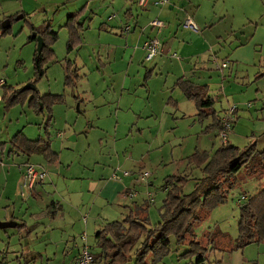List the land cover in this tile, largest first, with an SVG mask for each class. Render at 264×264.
Listing matches in <instances>:
<instances>
[{
	"label": "rangeland",
	"instance_id": "374dc122",
	"mask_svg": "<svg viewBox=\"0 0 264 264\" xmlns=\"http://www.w3.org/2000/svg\"><path fill=\"white\" fill-rule=\"evenodd\" d=\"M50 2L61 6L69 1ZM82 3V0H77L74 7L78 9ZM130 7L134 9L136 6L132 3ZM69 8L67 5L64 14L61 10L55 14V8L47 9V18L55 22L52 30L58 32V39L53 45L54 57L46 63V73L35 83L31 81L34 77L32 54L36 45L27 42L30 34L27 18L15 17L10 31L5 35L0 33V78L6 81L7 86L22 90L30 83L43 94H62L64 99L62 103L53 105L52 116L46 126V108L43 115L32 111L26 100L9 105V97L3 96V90H0V142L7 141L0 168L3 172L10 168L6 180L0 174V204H6L0 208L2 211L11 214L13 207L23 199L19 193L13 195V192L16 188L17 163L28 155L15 153L7 156L12 153L8 152L12 134L23 131L29 138L47 139L52 151L57 153L56 162L45 164L50 171L43 180L46 182L43 184L45 192L42 198L32 196L30 201H23L14 211L12 224L16 227L0 229V264H71L72 254L63 252L65 238L74 237L81 247L83 241L80 236L85 232L88 245L94 244V233L98 227L107 221L122 219L132 203L131 199L136 202L149 198L154 200L148 210V219L154 223L159 218L165 196V189L162 188L165 177L188 173L189 180L183 190L185 193L191 192L195 179L201 177L202 172L197 167L187 165L186 157L195 150L211 153L221 143L219 129L204 131L213 123L212 116L199 118L193 105L183 99L178 90L175 93L174 90L170 91L173 80L169 85L170 77H166L170 72L154 66L159 55L145 60L144 52L137 49L133 53L129 50V40L135 43L134 39H129V32L116 35L115 59L107 58L98 40V31L93 29V23L96 26L99 21L95 16L81 31L83 46L67 52L69 31L62 25L71 10ZM186 9L194 19L200 17L209 26L204 33L206 41L200 39L203 42V56L197 58V62L193 61L197 69L189 72L190 75H194L198 83L208 85L214 97L212 109L217 115L224 114L223 109L232 105L243 113L240 122L233 124L234 132L241 137L229 135L228 140L243 147L248 143V136H244L257 133L256 147L263 149L262 125L253 121L250 115L255 111L251 107L254 101L247 99L241 103L238 97L245 90L261 89L259 78L264 76V0H191ZM2 17L0 13V19ZM195 24L198 30L200 24L197 20ZM134 34H139L138 30ZM67 60L73 62L70 76H74L77 68L76 72L81 77L71 86L64 83ZM224 60L228 61V68H221ZM101 62L105 63L104 67ZM152 67L154 78L148 81L149 77L145 78V75ZM155 73L158 78L161 75L162 79H156ZM163 85L170 87L164 96V103L161 96ZM154 89H157L155 93ZM170 94L185 103L179 104V107L165 103ZM30 157L31 163H44L40 154L34 153ZM42 165L37 164L40 168ZM114 169L119 173L118 178H112ZM143 171L149 174L148 183L153 182L150 190L138 180ZM124 172L129 174L124 175ZM88 179L106 184L99 196L81 189L72 192V186ZM233 180L237 184L229 191L227 201L216 206L207 219L195 226L194 238L202 247L210 248L213 245L229 249L234 244L238 203L243 204L246 196L254 194L263 182L262 178L248 177L243 168ZM2 182L7 186L6 197L2 193ZM127 189L136 190L137 196L130 198L126 195ZM147 192L151 195L148 196ZM60 196L69 202L61 212L63 220L50 222L49 219L45 226L38 224L37 220L48 216L50 202L61 199ZM241 196L244 199L238 200ZM78 202L80 205H77ZM186 249L187 244L177 247L173 244L172 252L157 264H193L194 257L188 259L181 256ZM205 253L208 259L204 264L217 259L222 264H240L236 252L225 250L219 256L210 249ZM241 253L246 259L244 264H264V241L245 246Z\"/></svg>",
	"mask_w": 264,
	"mask_h": 264
},
{
	"label": "trees",
	"instance_id": "16d2710c",
	"mask_svg": "<svg viewBox=\"0 0 264 264\" xmlns=\"http://www.w3.org/2000/svg\"><path fill=\"white\" fill-rule=\"evenodd\" d=\"M81 11L70 13L64 23V26L69 28L66 43L68 52L81 41L82 26L79 20ZM32 31L43 39L41 51L37 52L35 49L32 57L34 77L31 82L35 83L46 73V63L54 57L53 45L58 39V32L52 30L49 20L43 21L38 26H30V32ZM8 32L9 28H5L1 34ZM28 41H34L36 44V39L32 35L28 37ZM71 63L69 60L66 61L67 73L64 83L67 86L75 85V80H77L76 69L74 76H70ZM173 87L193 105L199 118L212 116L213 123L208 125L204 131L220 129V119L212 109L214 97L208 94L207 84H200L182 76L176 79ZM3 96L9 97V105L15 101L26 100L28 107L37 114L46 108L47 121L51 118L52 106L64 101L62 94L50 92L43 94L37 88L21 90L7 86L4 88ZM166 103L176 104L174 100L172 102L168 100ZM46 123L47 126L48 122ZM9 143L16 152L27 155L41 153L48 161L57 159V153L52 151L49 140L42 137L30 139L23 131H17ZM186 161L187 165L197 167L202 172V176L195 179L191 192L185 193L183 190L189 180L188 173L166 176L162 186L165 189V196L157 221L151 223L148 219L151 200L146 199L139 204L133 201L127 207V213L122 219L107 221L98 227L94 233V244L88 245L86 233H82L80 238L83 243L79 254L81 249L86 247L91 255L92 264H157L172 252L173 244L176 247L187 244L188 249L181 253L182 258L194 257L193 264H204L208 259L206 250L230 252L242 249L249 244L263 242L264 148L257 149L256 140L249 141L243 147L227 140L226 142L221 141L211 153L206 150H195L186 157ZM242 168L248 177L262 178L263 182L254 194L246 196L243 204L238 203L237 236L234 244L229 249L213 245L210 248L202 247L201 243L194 238L196 224L207 219L216 206L227 201L229 191L237 184L233 179ZM147 183L148 181L145 185ZM210 264H222V262L217 259Z\"/></svg>",
	"mask_w": 264,
	"mask_h": 264
},
{
	"label": "crops",
	"instance_id": "0c3cea01",
	"mask_svg": "<svg viewBox=\"0 0 264 264\" xmlns=\"http://www.w3.org/2000/svg\"><path fill=\"white\" fill-rule=\"evenodd\" d=\"M82 1H83V3L81 5V7L76 9L74 7V5L76 4L77 0H66V2H68V3L67 4L63 3L64 5H61V6L57 5V3L50 2V0H0V13L3 16L0 19V25L3 22H5V20H7V19L10 20L9 26L6 27V28H9V31H10L12 22L15 19V17L17 18L19 15H22L23 18H27V20H28L27 21V29L29 30V32H30V26H38L45 20H49L51 23V26H52L53 24H55V22L50 20L49 18H47V16H48L47 9L49 7L55 8V11H56L55 14H59L61 8L64 6V8H62V10H61L62 14H64L65 10H66V6L68 5V6H70L69 9H71L70 12L68 13V15L72 12L82 10L80 12V15H79L80 25L82 26L81 31H83V29H84L83 27L85 24H90L92 22V20H94L95 16L98 17L99 21H98L96 26H95V23H93V27H94L93 29H94V31H98V36H99L98 40H99V42H101V45L103 46V51L105 52L107 58L112 57L113 60L115 59V55L117 52L116 46L118 44L115 42L116 41L115 39H117L116 35H124L126 27H129V30L126 31V32H129L127 35L129 36V39L131 38V40L132 39L135 40V43L129 40V48H130L129 50L133 51V53H136L137 49H139L143 53L144 52L143 43H144V41H146L150 37H157L161 41V51L157 54V55H159V57L157 58L154 66L155 67L160 66L162 70H165V71L167 70L170 72L169 75L166 77H170L169 85L171 84V82L173 80V82L171 84V89H170L171 92H172V90H174V93L176 92V89L173 87L174 82L176 81V79H178L182 76L198 83L197 79H195V76L190 75L189 72H194L195 69H197L196 66L194 65L193 61L197 62V58L200 59L203 56V54H202V43L206 41L204 38V33H205V29L209 26H208V23L205 24V21L203 19H201L200 17H196V19H194V16L191 15L189 13V11H187V9H186L187 3H191V0H169V4L166 6H163V7H157V6H154L152 4H148L146 7H143V8L139 7L137 5L136 0H82ZM132 3L135 4V6H136V7H134V9L132 7H130ZM68 15H67V17H68ZM104 16H106V17H104ZM87 17L89 18L88 23H86ZM188 17H190L194 23H195V20H197V22L200 24V27L198 28L197 31H193L190 28L184 26L183 21H185V19H187ZM102 18H104V19H102ZM155 18H158V19L164 21L165 26L162 27L161 29L152 28L150 26L149 22H150V20L155 19ZM104 20H106V21H104ZM62 26H64V24ZM123 27H124V30H122ZM203 27H204V29H202ZM107 28L110 29L109 32L107 31ZM3 29H5V28H3L1 26L0 27V33L2 32ZM67 29L69 30V28H67ZM136 30H138L139 34H137L135 36L134 33ZM32 32H30L28 37L30 35H32L31 34ZM110 32H112V33H110ZM81 33L82 32H80L81 41L76 46V47H78L80 45V48L83 46ZM5 34H2V35H5ZM28 37H27L28 43L34 42V41H28ZM201 38H202L203 42H200ZM83 41H84V39H83ZM113 48H115V50ZM34 52H35V50H34ZM34 52H33V54H34ZM33 54H32V57H33ZM131 57H132V55H131ZM222 62L227 63L228 61L224 60ZM100 64L103 67L105 66L104 62H101ZM227 65H228V63H227ZM227 68H228V66H227ZM177 69H178V71H176ZM153 70H154V67L147 70V72H146L145 78L148 76L149 77L147 79L148 81H151L154 78L153 77L154 76ZM75 71H77V70H75ZM201 72H203V71H201ZM201 72H199V73H201ZM66 73L67 72H66V68H65V74ZM76 74H77V72H76ZM156 74L157 73H155V75ZM262 75L263 74H261V76ZM65 77H66V75H65ZM156 77H157V75H156ZM166 77H165V82H166ZM79 79H81V77H79L77 74V80H79ZM156 79H162V76L160 75V78L157 77ZM263 79H264V76L262 78H259V82H261V89L251 88L249 91L245 90L242 92L244 94L241 93L242 96H239L238 98H239L241 103L248 101L247 99H251L252 101H254L253 105L251 107L253 109L255 108L254 109L255 111H253L250 115L252 116L253 121L259 122V124L262 125L261 129L263 130L262 134L264 135V84L262 83ZM126 81L130 82V81H128L127 78H126ZM4 85L5 86L1 87L0 90L2 89L4 91V88L7 87L6 81H5ZM169 88L170 87L167 85L162 86V89H161L163 91V92H161L162 102H163L165 94L168 93ZM156 91H157V89H154V93ZM208 94H210L209 91H208ZM147 95H148L149 100H150L149 90L147 92ZM148 97H147V99H148ZM169 98H171V99H169ZM169 98L167 99V101L171 100V102H172V100H174L176 102L175 105L172 104L175 107H179V104L185 103L184 100L176 99L171 94L169 95ZM182 98L185 99L183 96H182ZM1 100H2V97H1ZM190 105L192 106L191 103H190ZM148 107L151 108V106H148ZM30 109H32V108H30ZM226 109L227 108H224L222 113ZM238 110L239 109L237 107V112H236L237 117H236L234 124L236 122H240L239 118L242 119L243 113L241 112V110L240 111H238ZM32 111H34V110L32 109ZM189 111H191V110H189ZM39 114L44 115L43 111L40 112ZM51 114H52V108H51ZM46 115H47V120H48V113H46ZM216 115H217V113H216ZM217 116L220 119L223 116V114L222 115L218 114ZM211 124H209V125H211ZM233 127H234V125H233ZM233 127L231 130L232 132H230L229 135L235 136V137H241V135H238L237 133L234 132ZM14 134H12V136ZM24 134L27 136V134L25 132H24ZM256 134L257 133H255V135H254V133H251L250 135H245L244 137H246V138L248 136V139H246L247 140L246 142H249L251 140H256V138H257ZM30 139H32V138H30ZM6 142L7 141L0 142V161H2V158H3L2 154H3V150L5 148L4 145L6 144ZM8 152H12V153L7 154L8 157L10 155L12 156V154H15V153H17L16 155L23 154L20 152H16L10 146V143H9ZM32 154H34V153L29 154L27 156V158L24 157V159L22 161L17 163L18 168H17V172H16L17 176L15 179L16 188L14 189L13 195L14 194L18 195V193H19L20 196L23 197V199L17 206L13 207L14 209L12 210L11 214L5 210L2 211V209H0V221L10 222L12 224L13 220L15 219L14 218V215H15L14 211H16V208L19 205H21V203L23 201H30L32 199V196H33V198L34 197L35 198H37V197L42 198L43 193L45 192V186H43V184L46 181H43L39 184H36L34 187H32L31 189H28L23 194L19 189V183L21 181V173L23 170V166L26 163H31L30 155H32ZM36 154L42 155V157L44 159V163L43 162L37 163L39 165L40 164L42 165V163L44 164L41 166L42 169L40 168V166L38 167L36 163H31V164H34L39 170H44V171L46 170L47 172L46 171L45 172L49 174L48 171H50V170L45 167L46 162L49 163V165H51V164H53V162H56L57 159L55 161H48L47 158L43 154H41V153H36ZM38 159L40 160V158H38ZM1 169L2 168H0V174L2 173V175L5 177V180H6V178L10 174V172H9L10 168H8L9 171L6 170L4 172ZM186 169H187V166H186ZM114 174H119V173H117V169H114V171L112 172V178H114L113 177ZM57 175H56L55 180H57V177H58ZM49 180H50V182H52L51 179H49ZM105 185H106L105 183H103V182L101 183L98 180H89L88 179V180H85V182H81L78 185L76 184V185L72 186V190H74L72 192H76L78 190L80 191V189H81V190H84L83 192H85V191L93 192V194L96 193L99 196L100 192L105 187ZM146 185H147L146 188H148L150 190V187L153 185V182L149 181V183H147ZM54 187L55 188L57 187V183H55V181H54ZM6 188H7V186H6L5 182H2V193L4 194V197H6V194H7ZM27 194H30V196L29 195L27 196ZM60 197H61V199L56 198V200H52L50 202V204L47 208V215L49 217L45 216L43 219L37 220L38 224H42L43 226H45L46 225L45 223L48 222L49 219H50V222L51 221H58V220L61 221V219L63 220L61 212L63 211V207L65 206V204L67 205V204H69V202H68V200H66L62 196H60ZM144 197H145V194H144ZM136 199H138V198H136ZM143 200L144 199L136 202L133 199L132 202L134 201L135 203H140ZM238 200H240V199H238ZM152 202H154V200H152ZM4 205H6V204H0V208L4 207ZM74 205H76V204H74ZM77 205H80V202H78ZM84 221L87 223L86 220H84ZM73 224H71V225H73ZM9 227H16V226H14L12 224ZM17 227H18V225H17ZM6 228H8V227H6ZM66 231H68V230H66ZM50 238H53V237H50ZM79 250H80V243L77 242L74 239V237L68 236L67 238H65V244H64V251L63 252H65L67 255L72 254L71 264L75 263V260L77 259V256L79 254ZM215 252L219 256L222 255V253H220L218 251H215ZM232 252H236L239 254L238 258H239L240 264L245 263L246 259H245L244 255L241 253L242 249L234 250ZM243 253H244V251H243Z\"/></svg>",
	"mask_w": 264,
	"mask_h": 264
},
{
	"label": "built area",
	"instance_id": "2783aa9c",
	"mask_svg": "<svg viewBox=\"0 0 264 264\" xmlns=\"http://www.w3.org/2000/svg\"><path fill=\"white\" fill-rule=\"evenodd\" d=\"M137 5L139 7H146L148 4H152L157 7H163L169 4V0H136ZM150 26L155 29H161L165 26V22L155 18L150 20ZM184 26L190 28L193 31H197L196 24L192 21L190 17L185 19ZM129 27H126L125 31H128ZM143 50L145 53V60H152L160 51H161V41L157 37H150L143 43ZM221 67H227L226 62L221 63ZM5 84V80L0 78V88ZM1 101V96H0ZM236 112L237 106L232 105L224 111L223 116L220 118V129H219V137L222 142H226L228 140L229 134L232 130L233 124L236 120ZM129 173L124 172V175H128ZM114 178H118L117 174L113 175ZM149 177L147 171L140 172L139 181L145 183ZM46 178V172L44 170H39L34 164L26 163L23 166V170L21 173V181L19 183V189L22 194L34 187L36 184L43 182ZM141 179V180H140ZM137 191L133 190L128 191L127 195L131 197L137 196ZM148 196H150V192H147ZM152 198H149L151 200ZM244 199V196L240 197V200ZM74 264H92L91 255L89 254V250L86 247H83L80 251L79 256L75 260Z\"/></svg>",
	"mask_w": 264,
	"mask_h": 264
},
{
	"label": "water",
	"instance_id": "95a60500",
	"mask_svg": "<svg viewBox=\"0 0 264 264\" xmlns=\"http://www.w3.org/2000/svg\"><path fill=\"white\" fill-rule=\"evenodd\" d=\"M17 18H22V15H19ZM10 24V20H5V22H3L1 24V26L3 28L8 27ZM32 37H35L36 39V50L37 52H40L43 46V39L40 35H37L35 31L32 32ZM23 90H27V89H35L34 85L27 83L25 86H23L22 88ZM10 225H12L10 222H4V221H0V229L2 228H6L9 227Z\"/></svg>",
	"mask_w": 264,
	"mask_h": 264
}]
</instances>
